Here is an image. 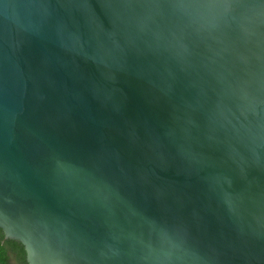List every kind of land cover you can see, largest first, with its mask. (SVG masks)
<instances>
[{
    "label": "water",
    "instance_id": "obj_1",
    "mask_svg": "<svg viewBox=\"0 0 264 264\" xmlns=\"http://www.w3.org/2000/svg\"><path fill=\"white\" fill-rule=\"evenodd\" d=\"M0 217L28 264H264V0H0Z\"/></svg>",
    "mask_w": 264,
    "mask_h": 264
},
{
    "label": "trees",
    "instance_id": "obj_2",
    "mask_svg": "<svg viewBox=\"0 0 264 264\" xmlns=\"http://www.w3.org/2000/svg\"><path fill=\"white\" fill-rule=\"evenodd\" d=\"M0 264H28L23 245L16 239L4 237L1 229Z\"/></svg>",
    "mask_w": 264,
    "mask_h": 264
},
{
    "label": "snow or ice",
    "instance_id": "obj_3",
    "mask_svg": "<svg viewBox=\"0 0 264 264\" xmlns=\"http://www.w3.org/2000/svg\"><path fill=\"white\" fill-rule=\"evenodd\" d=\"M0 222H2V217H0Z\"/></svg>",
    "mask_w": 264,
    "mask_h": 264
}]
</instances>
